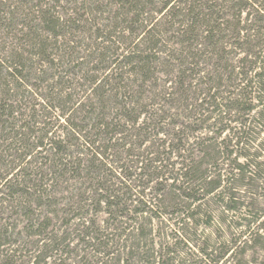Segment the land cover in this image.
Here are the masks:
<instances>
[{"label":"rangeland","instance_id":"rangeland-1","mask_svg":"<svg viewBox=\"0 0 264 264\" xmlns=\"http://www.w3.org/2000/svg\"><path fill=\"white\" fill-rule=\"evenodd\" d=\"M89 1L92 2L34 0L37 7L27 4L28 8H24L26 6L21 0H0L4 4H0L2 10L18 11L19 16L28 13L32 18L39 17L37 10L47 8L60 21H67L69 17L71 21L78 19L58 40L49 37L45 54L30 48L31 36L26 34L27 30L21 23L12 27L0 26V63L10 64V54L25 51V56L35 66L34 71L41 69V65L42 69H48V61L53 60L55 63L65 60L74 64L93 59L92 65L96 64L97 42L99 44L102 40V37L95 40L97 28H102L103 38L115 34L120 52L138 42L144 23L140 18L132 23L116 19L119 8V14L128 8L119 7L121 0H99V3L88 4ZM162 1L153 0L146 7L153 10L148 16H161L155 10L161 8ZM216 1L210 5L215 4L217 9L227 14L225 20L229 24V31H226L229 35L224 40L222 51L216 49L220 48L219 43L215 48L199 38L197 45L193 34L180 36L178 23H174L167 33L161 34L158 49L167 54L160 51L157 54L165 60L160 59L161 63L155 61L153 76L142 89L136 83V87L127 90L126 94L128 96L135 90L142 92V100L137 108L143 109L144 113L140 115L139 124L135 125V130L132 122L128 123V132L117 136L120 143H126V147L111 144L106 157L103 156L106 160L100 155V160L95 159L92 164L94 171L89 170L87 162L93 152L85 149L82 139L73 140L70 134L73 132L71 122H79L85 115L84 112L76 114L74 111L78 103L98 102L85 78L75 79V74H72V80L60 83L59 87L65 90L63 96L69 100L54 103L57 107L49 106L45 98L49 94L50 81L41 83L40 88L27 83V86L22 85L20 90H16L13 85L15 90L11 94L17 98L14 103L17 114L11 134L2 131L0 126V131L4 133L0 134V178L8 172L9 178H19L25 195L10 197L4 192L0 193V264H264V235L257 236L253 242L249 241L246 235L241 236V231L246 228L235 225L240 221L237 216L244 218L248 208L257 215L258 222H264V91L259 95L258 88L248 87L246 92H250V98L254 97L253 109L242 113L212 114V107L209 110L207 105L199 107L210 89L220 93L216 103L223 99L224 104L230 105L238 97L244 73L247 72L250 79L257 78L256 72H264V62L255 63L259 56L256 59L254 54L248 60H242L247 50L252 48L248 44L236 45L231 37L236 23L230 16L235 12L231 9L232 1ZM259 4L257 7L260 9ZM259 11L260 15L264 13V9ZM246 12L241 17L244 21ZM253 12L256 13L255 10ZM89 17L90 21L86 22ZM94 19L96 22L92 23ZM253 23L261 26L263 32L261 28L264 22H259L257 17L252 23L242 21V25ZM249 33L253 35L254 30ZM256 36L251 37L252 46L260 40L259 35ZM187 37L192 39L182 44L181 41ZM64 46H68L65 52ZM257 50L254 47V51L259 52ZM180 56L183 63L177 61ZM166 62L168 65H165ZM186 67L193 70L182 73ZM133 80L132 76L124 77L125 82ZM115 83L113 81L107 87L116 89ZM262 84L264 86V81ZM245 112L246 115H243ZM246 118H249L251 124L248 122L247 125L250 124L253 132L247 142L237 145L232 137L236 138L240 120ZM159 120H162L161 123ZM146 122L151 128L139 133L137 127L144 126ZM157 126L163 131L156 132ZM17 130L19 134L15 133ZM180 136L183 137L182 143H186L191 151L194 165L202 164L200 168L204 176L217 179L220 172L229 176V180L223 182L224 188L206 193L208 188L203 185L199 190L202 197L195 201L186 197L184 189H178L184 184V179H174L181 173V159L176 157L178 152L174 150L171 159L177 162L174 166L155 160L158 152L166 150L160 145L163 140L167 141V145L170 142L175 144ZM211 137L213 139H209ZM16 138L20 140V149L14 150V145L8 148V144ZM230 138L233 142H229ZM199 141L204 144H196ZM55 142L61 150L66 146V151H58L57 154L52 147ZM210 143L215 144V150ZM3 147L8 150L3 151ZM126 148L130 150L126 151ZM214 151L219 154L212 160ZM209 153L210 156L205 158L204 154L207 156ZM236 155L240 156L235 162L233 159ZM61 157L68 163L67 167L56 165ZM79 157L83 158L82 163L74 164ZM139 157H144L143 163L135 162ZM246 158L262 165V169L255 168L254 174L249 169L239 173L237 164L247 163ZM103 162H107V166H103ZM135 171L146 173L127 179V175ZM98 186L113 189L118 196L129 187L131 193L135 194L132 199L137 198V201L128 200L130 208L138 206V199L144 198L152 202L149 205L153 216L159 217L152 218L150 213L142 215L134 211L122 213L116 207L108 209L104 202L97 200L100 192ZM226 188L235 192V199L245 206H241L238 215L226 208L228 198L220 194ZM142 191L144 193L140 194ZM192 213L196 219L188 218ZM258 230L262 234L263 230ZM203 249L206 251L203 252Z\"/></svg>","mask_w":264,"mask_h":264},{"label":"trees","instance_id":"trees-1","mask_svg":"<svg viewBox=\"0 0 264 264\" xmlns=\"http://www.w3.org/2000/svg\"><path fill=\"white\" fill-rule=\"evenodd\" d=\"M33 1L34 0H21L23 5L26 6L24 8H28L27 4H31L33 5V7H37V5L33 3ZM38 1L41 2L43 0ZM213 1L216 0H204L205 3H203V0H163L161 2V8L155 10V12L159 11L161 13V16L156 17L153 15L148 16L153 10L150 11V9H146L149 4L153 3V0H121L122 3L119 4V7L128 8L121 14H119V8L118 13L116 12L115 14V18L119 21L127 23H132L133 20L138 21L140 18V21L144 23L142 31L140 33V37H138V42H136L131 48H127L125 51L121 50L120 52L119 47L116 46L117 37L115 36V34L113 33L106 37L104 36L103 38L102 28H97L95 34H98H96L95 40L102 37L101 43H103V45L101 43L98 44L97 42L98 58L96 59V64L93 65L91 62L93 61V59L87 62H83V60L81 62L76 60L77 62H74V64H69L71 62L67 63L65 60H63L62 63H55L54 60L51 62L47 60L50 63L48 69H42L41 65V69L34 71L35 66L33 65V63H31V61H29L28 57L25 56V51L19 53L14 52L10 54L8 61L11 59L12 63H0V126L2 127V131H7L6 133L11 134L14 129L13 127L15 126L14 122L16 120L15 115L17 114V107L14 106V103L17 98L16 95L14 96L13 94H11L15 89L20 90L22 88V85L27 86V83H31L30 85H34L40 88L41 83L50 81V84H48V88H50L49 94H46L45 98L49 106L57 107V105H54V103L60 104V102L69 100V98L67 99V96H63V92L65 90H63L62 87H59L61 86L60 83L72 80V74H75V79L85 78L88 87L92 89V93L96 98L95 100H97L98 102H90L89 104L78 103V105L76 106V110L74 111L76 112V114H78V112H84L85 115L79 119V122H71L73 132H70V134L72 136V139L74 138L73 140L82 139L83 144L85 145V149L93 152V156L90 157V159L88 158L87 162H89V170L91 168V170L94 171V169L92 168V164L95 162V159L100 160V158H98V155H100L102 159L104 158L103 156L106 157L108 152L107 149H109V147L112 145H121V147H126V143L125 145L122 142L120 143V139L117 136L128 132V123L132 122L131 124L134 126V128L136 124H139L138 122L141 117L140 115L144 113L143 109L137 108L142 100V92L140 90H135V92L129 93L128 96L126 94L127 90L136 87V83H138V88L142 89L147 80H149L153 76L152 72H154L153 65L155 61L158 60L159 63H161L165 60L161 59V56L157 54L159 53L158 51H160L158 49V45L161 42V34H164L165 32L167 33L170 30V27L174 26V23H178L177 31L179 32L180 36L191 33L193 34L192 38L196 41V43L200 41L199 38L203 40L204 43H207L208 45L211 44L215 48L219 43L220 48L217 47L216 49L218 50V52L222 51L224 40L227 39V35H229L226 33V31H229V24L228 20H225L227 14L223 13L221 9H217V6L215 4L210 5V3H215ZM231 1V9H233L235 12H232L230 16H232L234 18V21L236 22L231 31V37L234 39V43H236V45L244 46V44H248L252 48V50H247L248 52H246L247 54L245 57H243L242 60H248V57L254 54L253 56H256V59L259 56V58L255 60L256 62H254L263 63L264 27L262 26L261 28L263 30L262 32L260 30L261 26L257 27L256 23L250 25H242V21H251L252 23L255 17H257L259 22H264V13L260 15L259 11L260 9H264V5L262 4L264 0ZM94 2L99 3V0H92V2L89 1L88 4H93ZM258 3H260L259 5L262 8L259 9L257 7ZM0 4L4 5L2 2H0ZM256 7L258 9H256ZM253 10H255L256 13H254ZM245 11H247L245 17L246 21L242 20L241 18L242 14ZM17 13L18 11H8L2 10L0 8V26L12 27L13 25L21 23L23 25V28L27 30L26 34H29V36H31L30 48L34 50H40L39 53L41 54L46 53V50L48 48L47 41L49 37L57 38L58 40V37H61V35H66V29L71 27L70 24L72 25L75 20H78L74 19V21H71V17H69L67 21H60L61 19L59 17L53 16V14L50 12V9L47 8L37 10V13L40 15L39 17L32 18L28 13H26V16H19L17 15ZM89 14L92 15L93 12ZM145 14H147V16H144ZM85 21L89 22L90 17ZM95 22V19L92 20V23ZM159 26L163 27V29H160ZM253 27H255V29H253ZM174 28L176 29V27ZM90 30L92 29L90 28ZM252 30H254L253 35L249 33ZM85 33L83 32V34ZM256 35H259L258 38L260 40L254 43L252 46L251 37H257ZM192 38L187 37L186 40H182L181 43L183 44ZM198 44L199 43H197V45ZM67 47L64 46V52L65 50H67ZM254 47L258 48L257 51L259 52H255ZM161 51L160 53L167 54L166 51H163L162 49ZM160 59L162 61H160ZM177 61L183 63V58L180 56L179 58H177ZM105 63L107 64L105 65ZM165 65H168V63L166 62ZM260 67H263V65H260ZM188 70L191 71L193 70V68L186 67L184 70H182V73L187 72ZM127 72L129 76L126 74ZM244 75L243 77L245 78H242L239 84L240 89L237 95L238 97H235L233 101H231L230 105H227L228 103L224 104L223 99L221 100L222 102L216 103V99L220 98V93L215 91L212 92L213 90L210 89L208 93H205L199 104V107L207 105L208 110L209 107H212V114H221L225 112L228 115L231 114L232 111L242 113L245 110L250 111L251 109H253L252 99L254 97L250 98V92H246V89H248V87H250L251 89L252 87L258 88L260 95V92L264 91V86L262 84L264 81V72H256L257 78L254 77L252 79L249 78L247 72L244 73ZM131 76L134 77L135 80L127 82L124 81V77ZM69 77L71 79H69ZM113 81H116V89H113V83V87L109 89L107 86ZM258 84H260V86ZM13 85L15 86L14 90ZM181 93L185 96L184 91H182ZM119 94L123 96L120 97ZM24 96L26 97V95ZM258 98L261 101V97L258 96ZM243 115H246V112ZM161 121L162 120H159V123H161ZM240 122L241 125L238 126V128L240 129L237 133L238 135L235 134L236 138L232 137V139H236L235 144L237 145H240L243 142H247V139H249V135H251V133L253 132V129L250 127L251 122L249 121V118H246L243 121L240 120ZM248 122H250L249 125H247ZM150 128L151 126L147 125L146 122V124L144 123V126L139 125L137 127V130H139V133H141L142 130H147ZM154 128L156 127L154 126ZM157 129L158 130H156V132L163 131L162 128L158 127ZM229 129L232 130L233 128ZM2 131H0L1 135L3 133ZM192 131L193 130H191V132ZM15 133L19 134V130H17ZM209 139H213V137ZM232 139L230 138L229 142H233ZM182 140L183 137L180 136L175 144H172V142H170L168 145L167 141L163 140L160 145L164 146L166 150L163 152H158V156L155 160L156 162L159 161L160 163L166 161L167 164H172L174 166V164L177 162H173L171 161V159L173 157V153L175 152L174 150L178 152L176 157L181 159V161L179 162V164H181V168L179 169L181 173L178 178L174 179H184V184L178 186V189H184L183 193L186 195V197L195 201L199 200L200 197H202L199 190L203 185L208 188L206 193H212L219 187L224 188L223 182H225V179L228 181L229 176H225L221 172L217 179H213L209 176H204V171H202L200 168L202 164L198 163L194 165V159L191 156V151L189 150V148L187 149L186 143H182ZM139 141L142 142V140ZM19 142L20 140L18 138L14 139L13 142L8 144V148L14 145V150L20 149L21 146L19 145ZM197 143L201 145L204 144V142L202 141L196 142V144ZM41 144H43V142H41ZM209 145L213 147V145L215 144L210 143ZM52 147L56 149L55 152L57 154L58 151H66V146H63V149L61 150L58 144L56 145V142L55 144L52 143ZM8 148L3 147L2 150L6 151L8 150ZM208 148H210V146H208ZM213 148L215 150V147ZM128 150H130V148L126 151ZM181 151H183L184 153H180ZM218 154V151H214L211 159H216ZM206 155L207 156H205L204 154L205 158L209 157L210 153ZM239 156L240 155H236L233 161L236 162ZM244 156L246 157V155ZM63 159L64 157L59 158V160L56 161V165H63L67 167L68 163L64 162ZM82 159L83 158L79 157L73 163H82ZM143 159L144 157H139L135 162L143 163ZM248 159L249 158H246L247 163L237 164L238 169L240 170L239 173L246 172V169H249V171H252V174H254L256 173L255 168L257 169L259 167L260 169H262V165L258 164L257 162H251ZM2 160L4 162L6 161L5 158H2ZM102 165L107 166V162H103ZM73 167L78 166L74 165ZM119 168H123V165ZM140 168L142 169V167ZM155 169H157V167H155ZM145 173L146 172L143 171H135L128 174L127 179L130 180L135 175L142 176ZM9 175L10 173L8 172L2 178H0V193L4 192L10 197H14L16 194L24 197L25 192L20 186L21 182L19 181V178L11 179L9 178ZM223 176L225 178H223ZM186 183H188V185H186ZM98 188L100 192H98L97 200L99 203L104 202L108 209L116 207L117 209L120 208L119 210L122 213L134 211L142 213V215H144L145 213H150V217L152 218L159 217L157 215L153 216V210L150 207L152 202H150L149 200L147 202L144 200V198L138 199V206L130 208L131 203H128V200L137 201V198L132 199L133 195L135 194L131 193L129 187H127V190L124 191V194L119 196L114 194L113 189H103L99 186ZM101 190L105 193L101 192ZM141 193H144V191L140 192V194ZM220 194H222L224 198H228V201L225 204L227 206L226 208L233 211L236 215H238L240 210L242 209L241 206L245 207L243 203H240L235 199V192L231 191L230 188L224 189V191H221ZM125 195H128V197L124 198ZM245 212L246 214L244 218L242 216L240 217L239 215L237 216L240 221L235 222V225H241L245 227L246 229L241 231V236L244 234L247 236L249 241L253 242V240H255L257 236L264 235V222H258L259 220L256 217L257 215L253 212L252 209L248 208L247 211L245 210ZM195 216L196 215L192 213L188 215V218L194 219ZM184 219L185 218H183L181 222L184 221ZM196 222H198V220H196ZM206 223L209 224V220H207ZM256 223L257 226H255ZM258 228L263 230L262 234H259L260 232H258ZM205 251L206 249H203V252ZM206 255L208 256L210 254L206 253ZM7 264L12 263L8 262Z\"/></svg>","mask_w":264,"mask_h":264}]
</instances>
